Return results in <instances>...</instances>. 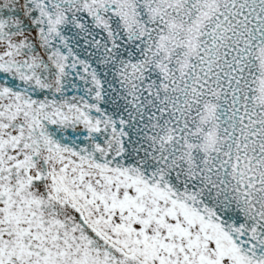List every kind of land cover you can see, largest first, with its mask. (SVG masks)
<instances>
[{
	"label": "snow or ice",
	"instance_id": "6c2138e0",
	"mask_svg": "<svg viewBox=\"0 0 264 264\" xmlns=\"http://www.w3.org/2000/svg\"><path fill=\"white\" fill-rule=\"evenodd\" d=\"M0 264H264V0H0Z\"/></svg>",
	"mask_w": 264,
	"mask_h": 264
}]
</instances>
